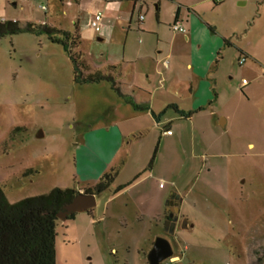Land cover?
<instances>
[{"label": "rangeland", "instance_id": "374dc122", "mask_svg": "<svg viewBox=\"0 0 264 264\" xmlns=\"http://www.w3.org/2000/svg\"><path fill=\"white\" fill-rule=\"evenodd\" d=\"M82 1L79 6L77 0H0V19L32 26L0 37V188L7 201L55 187L83 192L117 152L122 169L110 187L94 194L95 207L56 222L54 264H148L146 254L157 236L166 238L175 253L172 264H264V1L182 0L188 6L202 2L200 13L219 33L238 31L242 38L251 27L250 34L260 36L261 65L250 71L249 61L239 65L232 57L235 50L223 49L228 57L214 106L189 119L168 108L162 120L172 118V136L159 141L160 126L141 118L131 153L121 149L114 132L100 128L118 118L115 108L121 100L110 82L74 79L75 65L81 75L117 72L108 64L120 55L121 43L110 40L106 28L95 32L88 20L90 10L102 11V24L124 17L131 1ZM145 2L142 11L154 20L157 0ZM162 9L169 15L172 6ZM243 12L248 19L238 25ZM162 24L170 39L172 30ZM117 38L122 42L119 30ZM118 111L119 116L134 115L128 105ZM149 170L156 179L113 193L118 183ZM135 191L149 200L175 191L182 195L172 231L165 229V217L140 213L142 208L130 200Z\"/></svg>", "mask_w": 264, "mask_h": 264}, {"label": "crops", "instance_id": "0c3cea01", "mask_svg": "<svg viewBox=\"0 0 264 264\" xmlns=\"http://www.w3.org/2000/svg\"><path fill=\"white\" fill-rule=\"evenodd\" d=\"M130 1L126 16L107 18L102 24V27L106 28V34L110 40L113 39L116 44L121 43L122 45L120 55L116 54L113 61L108 64L111 69L117 70L113 75L115 85L120 93H115L121 102L118 100V105L115 108L118 118L104 123L100 127L108 132H114L121 149L125 146L129 153L134 148V140L139 138V121L141 118L150 117L153 119L155 127L160 126L159 141L162 136H172V132L170 134L165 133V130L171 131L172 118L162 120L166 110L171 108L170 105H175L178 110L183 112H190L189 117H182L175 109L171 108L178 114V118L186 119L191 118L196 112L203 111L206 106L211 108L214 106L221 95L220 75L224 59L228 57H226L224 50H235L232 57L236 58V61L241 56H245V61L241 65L249 61L247 68L250 71H253L254 66L261 65L259 60L262 57L258 51L260 36L254 33L250 34L251 27L244 30L242 38L241 36L238 37V31L235 33L236 31L228 30L219 33L216 28L211 27L205 12L200 13L199 7L202 3L200 1H192L191 5L188 6L182 0H157L154 20L142 11L143 5L146 3L145 0ZM234 1L236 0H223L221 3L232 4ZM237 2L238 5H246L249 0H239ZM77 4L80 6L83 1L77 0ZM166 4L172 6L169 15L162 13V7ZM136 10L138 14L135 21H133ZM90 11L92 13L95 10ZM244 13L246 14V12L240 13L236 20L238 25L248 19V16ZM140 16H142L141 19ZM260 17H262L261 11L255 16L256 20L253 21V25L257 20H260ZM175 19L181 21L186 32L180 33L170 30L172 37L167 39L162 22L164 21L170 29V23ZM261 23L264 25V20ZM118 30L121 31V34L123 33L122 42L119 41V38H117L118 40L115 39ZM178 34H180V39H177ZM208 34L212 36L211 40L208 38ZM234 37L236 38L234 39ZM98 39L103 40L101 37H98ZM164 74H166V77H164ZM248 83L246 81L244 86ZM244 86H241V88L243 89ZM124 97H130L132 102L139 107L134 108L124 100ZM127 105L134 115L119 116L118 110L122 111ZM213 113L212 110L210 115L213 116ZM118 156L117 152L111 155V160L106 163L107 166L103 171L105 173L107 169H113L115 171L113 181L122 169H118L119 165L116 162ZM147 172L149 173L146 175L141 174L137 178L135 177L140 172L135 173L125 182L118 183L116 187L125 186L116 194L139 187L148 179H156L152 174V170ZM160 188L163 189L164 186H160ZM79 190L80 188H78ZM139 192L135 191L130 200L142 208L140 213L143 216L151 219L160 218V216L164 219L167 199L170 198L171 201L177 199L182 203V195L178 194L177 191L170 193L168 197L164 194L158 195L153 200H149L143 191Z\"/></svg>", "mask_w": 264, "mask_h": 264}, {"label": "trees", "instance_id": "16d2710c", "mask_svg": "<svg viewBox=\"0 0 264 264\" xmlns=\"http://www.w3.org/2000/svg\"><path fill=\"white\" fill-rule=\"evenodd\" d=\"M31 30L32 26L29 23L19 26L16 21L0 19V37ZM53 41L57 40L54 39ZM61 44L67 50L65 41ZM85 67L87 66L85 65ZM74 73V79L79 83H95L105 80L110 82L111 88L117 94L120 93L113 77L109 74L97 71L95 74L81 75L82 73L76 65ZM124 98L125 100L128 99V97ZM129 103L134 108L139 107L131 99ZM170 107L175 109L182 117L191 115L190 112L178 110L175 105H170ZM155 152L156 148L150 158L148 167L154 160ZM141 174L142 172L135 178ZM114 176L115 171L113 169L112 173H103L99 180L92 187L85 189L83 193L97 195L103 192L110 187ZM124 186H117L113 189V193H117ZM78 193L73 188L61 189L55 187L44 194L24 197L11 203L7 201L0 188V264H54L55 225L59 221L57 213L64 204ZM170 202L169 198L165 204L168 205ZM90 210L92 209L88 211Z\"/></svg>", "mask_w": 264, "mask_h": 264}, {"label": "water", "instance_id": "95a60500", "mask_svg": "<svg viewBox=\"0 0 264 264\" xmlns=\"http://www.w3.org/2000/svg\"><path fill=\"white\" fill-rule=\"evenodd\" d=\"M96 205L95 195L94 194H86L83 192H79L76 194L69 202L64 204L57 213V218L59 221H64L68 218V216L78 213L84 212L89 209H92ZM169 208L166 206L165 211ZM172 213L174 217L170 220V215L165 219V229L172 231V227L176 220V216L179 212V207L174 206L171 207ZM168 224L170 227L168 228ZM175 256L168 240L164 237L157 236L149 251L146 254V260L148 264H160L164 259Z\"/></svg>", "mask_w": 264, "mask_h": 264}, {"label": "built area", "instance_id": "2783aa9c", "mask_svg": "<svg viewBox=\"0 0 264 264\" xmlns=\"http://www.w3.org/2000/svg\"><path fill=\"white\" fill-rule=\"evenodd\" d=\"M68 2H70V0H67ZM215 2H221L223 0H214ZM44 8V7H43ZM142 18V16H140V19ZM102 21H103V13L100 10H95L94 12L91 13V15L89 16V20H88V25L91 29H93L95 32H100L101 31V27H102ZM170 29L173 32H180V33H185L186 29L184 28V26L182 25L181 21L178 19H175L173 22L170 23ZM245 61V56H241L237 62L239 65H241L243 62ZM246 80L242 79V84H245ZM166 134H170L171 131L170 130H165ZM177 259L176 256H172L169 258H166L162 261V264H172L175 260Z\"/></svg>", "mask_w": 264, "mask_h": 264}, {"label": "flooded vegetation", "instance_id": "af4514ba", "mask_svg": "<svg viewBox=\"0 0 264 264\" xmlns=\"http://www.w3.org/2000/svg\"><path fill=\"white\" fill-rule=\"evenodd\" d=\"M178 200L177 199H173L170 204H168L167 206H169V208L165 211V219L168 218V215H170L172 213V209L171 207L177 206L178 205ZM178 215V214H177ZM174 217V214H171L170 216V220H172ZM176 220H177V216H176ZM170 227V225L168 224V228Z\"/></svg>", "mask_w": 264, "mask_h": 264}]
</instances>
